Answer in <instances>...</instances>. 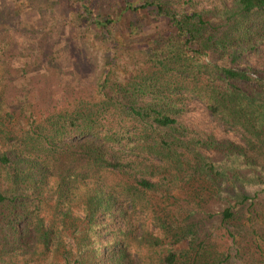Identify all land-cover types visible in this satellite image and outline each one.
Returning a JSON list of instances; mask_svg holds the SVG:
<instances>
[{
  "label": "trees",
  "instance_id": "1",
  "mask_svg": "<svg viewBox=\"0 0 264 264\" xmlns=\"http://www.w3.org/2000/svg\"><path fill=\"white\" fill-rule=\"evenodd\" d=\"M64 1L96 31L113 25L93 14L94 0ZM119 1L140 72L123 83L103 74L97 102L38 124L26 115L27 129L12 127L0 91V264H228L194 219L205 197L227 204L218 220L235 257L264 264V0L179 14L171 0ZM152 20L162 28L146 33ZM197 105L238 140L190 129ZM62 155L73 168L57 173ZM132 248L157 258L136 261Z\"/></svg>",
  "mask_w": 264,
  "mask_h": 264
},
{
  "label": "rangeland",
  "instance_id": "2",
  "mask_svg": "<svg viewBox=\"0 0 264 264\" xmlns=\"http://www.w3.org/2000/svg\"><path fill=\"white\" fill-rule=\"evenodd\" d=\"M183 1L186 0H171L169 5L176 14L208 8V5L219 6L216 0L213 3L195 0L193 8ZM118 11L119 0H94L93 14L101 19L110 15L113 21V25L102 33L87 22L76 5L64 0H0V61L6 78V84L0 91L4 105L15 112L19 120L12 123L15 130L27 129L26 115L32 117L28 122L36 121L38 124L59 110H70L79 104L86 106L93 100L97 102L100 99L98 84L103 74L110 73L111 82L123 83L144 68L142 53L136 47L138 38L128 35L118 18ZM152 21L153 24L145 29L146 33L162 28L161 23ZM185 121L190 129L212 134L219 140H238L224 133L203 106H195ZM17 123L20 125L18 128ZM208 155L215 160L220 157L218 153L210 152ZM58 160L57 173L73 168L70 156L62 155ZM180 186L178 183L176 188ZM177 193L174 189L171 195ZM149 197L147 200H152V197L154 201L158 199L157 195ZM205 198L206 205L202 212L199 211L202 215L194 217L197 222L200 218L205 221L202 235L209 237V234L210 243L217 242L218 251L230 253L228 264H242L235 257L238 246L227 238L226 229L219 226V211L227 204L222 200ZM79 206V201L71 204L74 215L81 216L76 209ZM135 219L139 223L142 221L140 215H135ZM130 253L136 261L140 255L151 260L157 258L136 248H132Z\"/></svg>",
  "mask_w": 264,
  "mask_h": 264
}]
</instances>
